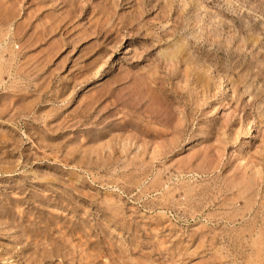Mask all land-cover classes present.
Listing matches in <instances>:
<instances>
[{
  "label": "rangeland",
  "instance_id": "rangeland-1",
  "mask_svg": "<svg viewBox=\"0 0 264 264\" xmlns=\"http://www.w3.org/2000/svg\"><path fill=\"white\" fill-rule=\"evenodd\" d=\"M0 264H264V0H0Z\"/></svg>",
  "mask_w": 264,
  "mask_h": 264
}]
</instances>
